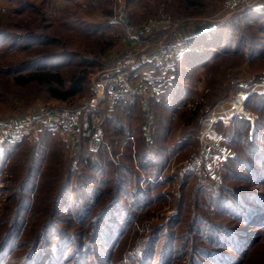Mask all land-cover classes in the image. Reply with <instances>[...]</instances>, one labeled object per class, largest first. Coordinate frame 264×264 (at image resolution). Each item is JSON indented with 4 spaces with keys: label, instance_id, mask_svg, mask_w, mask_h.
Masks as SVG:
<instances>
[{
    "label": "rangeland",
    "instance_id": "rangeland-1",
    "mask_svg": "<svg viewBox=\"0 0 264 264\" xmlns=\"http://www.w3.org/2000/svg\"><path fill=\"white\" fill-rule=\"evenodd\" d=\"M221 2L222 0H0V115H6L0 118L23 116L36 111L82 107L92 99L91 83L97 73L110 65L117 55L131 45H145L148 51L156 49L160 43L175 44L181 48L185 44V38L193 33L196 26L199 30L203 28V31L199 32L201 35L207 34L200 45L208 46L206 45L208 41L212 44L217 40L215 36L218 33L223 37L222 45L213 47L215 55L212 54L213 57L207 58L205 64L197 65L190 70L185 80L190 86L191 93L186 96L183 104L194 107L198 102H203L201 107L203 109L208 105L213 92L218 95L228 92V97L212 108L216 110L219 105H224L233 99L239 81L256 78L254 68L247 60L246 54L251 47H247V44L254 34L258 40L264 42V0H259L253 8L251 7L250 12H245L248 16L240 10L221 17L219 11ZM161 5H164L171 15L172 23L157 25L149 32L142 31L145 21L155 16ZM123 16L130 22L131 27L122 18ZM128 28H133L135 31L130 32ZM183 32L188 33L186 37ZM28 36H36L42 40L46 38L40 36H46L47 42L33 44L34 40L29 39ZM183 37L185 38L181 39ZM45 53L56 54L53 60L47 62V65H50L48 68L62 71L67 81H70L73 75L81 74L82 70L87 69L88 80L84 85L85 89L68 99H61L54 97L44 85L35 82L18 83L15 79L16 73L11 72L12 68ZM146 69L149 73L158 76L161 72L152 63H148ZM168 77L172 78V75ZM116 103L119 102L109 103L105 100L102 102V107L94 103L88 108L93 114L94 121L102 126L105 133L104 143L108 146L105 148L110 151V157L107 158L112 160L113 164L107 166L105 170L108 172V177L114 179L112 186L117 187L120 186L122 179H126V174H130L124 167L131 169V183L138 182L142 189L133 191L143 195L142 201L149 198L150 204L146 205V202H143L146 209L134 213L135 207L131 204V199L125 197L123 202L126 204L116 203L111 212L108 210L109 207L106 208L109 213L107 212L104 218V225L107 224L108 229L105 231V236H97L93 239V233L89 230H96L95 225L83 229L80 222L89 223L91 219L79 221L81 216L76 211L83 202L82 198L76 201V198L70 199L69 194H66L65 198H61L65 208L59 217L50 219L54 199V197L52 199V190H56L60 182L59 176L67 172L72 156H74L73 162L77 161L75 157L78 156V152L75 154V151L81 145L85 154L96 152L97 149H93L90 144L91 135L82 133L85 122L84 125L82 122V128L78 126L72 136L47 129L46 131L56 138L64 160L61 172L54 169L47 172L43 188L40 178L30 183L20 181L27 164L20 156L15 159L18 151H15L17 154L11 157L8 167L5 165L0 167V244H5L2 248L0 246V264H19V262L23 264L27 250L47 219H50L51 223H48L44 240L50 243L55 240L57 242L61 233H67L63 242L65 250L69 247L66 256L73 251L72 256L66 259L70 264H78V258L83 252L89 254V259L86 261L88 264L208 263L206 249H215L206 241L213 229H210V225L206 223L209 218L217 225L224 223L235 226L232 230L241 226L235 225V221L228 219L225 205H218L219 201H217L218 194L227 193L221 192V184L230 182L223 178V167L225 159L234 152L231 142L234 140V132L238 130L235 129L236 118L232 121L233 125L226 126L227 130L224 125L218 127L220 133L226 132L225 141L229 142L221 143L225 158L219 162L215 170L194 173L187 177L186 174L181 173L185 159L201 144L197 134L196 139L191 143L192 146L186 145L179 149L175 155H171L164 166L159 168L154 166V170L160 172L154 175L153 169H141L137 165V154L144 143L142 130L151 133V128L146 123L149 115L147 111L150 108L149 101L142 108L130 109L135 114H142L143 124L141 120L134 118L129 122L124 116L126 110L123 107L126 105ZM224 106L223 109L226 108V105ZM208 108L209 105L205 109ZM203 116L204 113L199 117L200 122ZM114 118L132 125V132L125 136L122 142L111 130V127L114 128ZM254 123L255 121H250L249 124L254 127ZM180 132L181 130L178 129L173 138H178ZM39 138L40 136L23 138L16 142L23 141L28 144ZM139 138L142 141H138ZM150 140L149 135L145 142L149 143ZM170 142L174 141L170 140ZM87 147L90 149H86ZM108 150L106 149V152ZM157 151L165 154L158 148ZM94 152L92 156L101 154ZM79 162L80 159L74 164L81 168ZM138 171L140 175L134 179V174ZM156 176L158 178H155ZM156 181H160L161 184L156 186ZM99 186L101 189L104 188V185ZM33 190H44V192L39 194ZM193 193L201 201H206L202 202L205 205L203 210L198 211L199 209L192 208L187 203V194L192 196ZM132 194L129 191L128 195L133 198ZM23 195L24 199H21ZM40 195L43 197L39 198L35 205L36 198ZM107 197L108 194L101 198L92 196L88 210L91 209L95 215V211L102 207ZM182 197H185V204H182ZM94 203L97 204L93 205ZM21 204L23 211L17 220L15 215L18 214ZM32 204L33 208H31ZM15 220L26 225L22 232L15 233L10 238L9 231L14 226L12 224ZM244 229L247 232L255 230L247 227ZM119 232H123V235L120 236ZM242 233L244 235V232ZM151 244L155 246L157 253L149 261L146 252L152 253ZM261 245L259 251L253 253L254 249H250L247 252L246 260H249L247 264H257V262L264 264V237ZM90 248L91 250L88 251ZM218 251L220 254L216 250L219 254L215 255L217 258L222 254L219 249ZM254 260L256 261L253 262ZM66 262L62 264H67Z\"/></svg>",
    "mask_w": 264,
    "mask_h": 264
},
{
    "label": "trees",
    "instance_id": "trees-1",
    "mask_svg": "<svg viewBox=\"0 0 264 264\" xmlns=\"http://www.w3.org/2000/svg\"><path fill=\"white\" fill-rule=\"evenodd\" d=\"M251 7L253 8V6ZM251 7L243 9L244 15L248 16L245 12H250ZM206 36L207 34L205 33L202 35L197 33L194 36L185 38V44L181 46V48H178L180 52L179 55L169 67L168 72L159 78L157 92L149 99H143L141 94H130L116 101L120 103H116L118 105H126V107H123L124 110H126L124 116L129 119V122L131 118H134L135 120H141L142 124V114H135V112L130 109L135 107L142 108L143 105L149 101L150 108L147 111L149 115L146 118V123L147 126H150L151 133L148 134L145 130H142L144 143L137 154V165L141 169H153V172H155L154 175L160 173L154 170L155 167L159 168L160 166H164L171 158V155H175L176 152L184 146H192L191 143L196 139L195 136L200 133L202 128V124L199 121L200 115L202 113H204V115L207 114L213 107L220 104L222 100L228 97V92L219 95L213 92L211 99L209 98L208 109H205L206 106H208H205V103V107L201 109L203 102H198L194 107H187L185 106L186 104H183L186 96L191 93L190 86L185 80V78H188L190 70L197 65L205 64L207 58L213 57L211 56L212 54L215 55V49H213V47L222 45L223 37L221 33H218L215 36L217 40L212 42V44H209L210 41H208L206 43L208 46L203 47L200 43ZM30 37L31 36H28L29 39L34 40L33 44L47 42L46 36H40L43 38L45 37V40L36 36ZM248 46L251 47L246 54L247 60L251 63L254 68L253 71L257 75L256 78H258L262 75V71L264 70V42L258 40L257 36L254 34L251 36L247 44V47ZM183 47L185 48L183 49ZM201 53L204 54L202 55ZM55 55L54 53H45L38 58L28 60L13 67L11 72L16 73L15 79L20 84L35 82L44 85L54 97L68 99L85 89L84 85L88 80V70H82L81 74L73 75L71 80L67 81L62 71L48 68L50 65H47V62L53 60ZM170 74L172 78L168 77V75L171 76ZM237 89L238 86L236 85L235 91H237ZM246 104L258 114V117L255 120L254 127H251L249 124L251 120L235 119V129L238 130L234 132V140L231 142L234 152L230 157L228 156L225 159V165L223 167V178L225 180L228 179L230 182L221 184V192L227 193H220L217 196V201H219L218 205H225L228 219L230 221H235V225L239 224L241 226L237 227L236 230H232L235 226H228L224 223H219L217 225L216 222L209 218V221L206 223L210 225V229L213 228L214 230L211 229L210 236L208 235L206 241L214 246L218 253L219 249L222 254L217 258L215 256L217 254L215 249H206L208 263L200 262L203 264H247L249 261L246 260L247 252L250 249H254V253L256 250L259 251L262 248L261 241L264 237V90L253 91L247 99ZM182 107L184 108L182 109ZM88 108L89 106H86L83 110L80 127L82 128V122L83 125L85 122L86 125H84V129H82V133L91 135L94 129V119L93 114ZM180 109L182 110L180 111ZM2 116L6 115H0V117ZM149 117L151 118V123ZM113 120L114 128L111 127V130L115 133L117 139H121L122 142V140H125V136L132 132V125L130 123H122L116 118ZM47 129L48 128H44L40 138L32 143L25 144L23 141L16 142L17 140L19 141V139L3 140L0 143V167L4 165L8 167L11 162V157H14L15 154L18 153L15 159L20 156L22 159H25V163L27 164L20 181L30 183V181H37L38 178H40L43 188L44 177L47 172L53 169L61 172L63 167L62 161L64 160V155L57 145L56 138H54L49 131H46ZM178 129L181 130L180 135L178 138L174 139L173 136L176 135ZM246 129L248 130L244 132ZM149 135L151 142L146 143L145 140ZM115 136L114 141L116 140ZM140 140L142 141L141 138L138 139V141ZM170 140L174 142H170ZM227 142L229 141H225L224 144ZM105 147L108 146L106 143H103L96 152L92 151L101 154L92 156V152L85 154L83 152V146H79L77 151H75V154L78 152V156L75 157L77 161L73 162L74 156H72L67 172L59 176L60 182L57 184L56 190H52V199L53 197L54 199L50 219L59 217L60 213L65 208L61 198H65L66 194H69L70 199L76 198V201L82 198L83 202L76 211H78V214L81 216L79 221L91 219L89 223L82 224V222H80L83 229H89L92 224L95 225L96 230H89L93 233L92 239L97 236H105V231L108 229L107 224L104 225L106 214L112 211L116 203L126 204L123 202L125 197L131 199V204L135 207L134 213L144 211V209H146L145 206L151 202L149 198L143 199L142 201L143 195L133 191L142 189L138 182H135V184L131 183L132 170L128 167H124L128 169L130 173L126 174V179H122L120 186H112L114 179L108 177V172L105 169L107 166H111L113 162L107 158V156L110 157V151ZM157 148L162 150L165 154L159 153ZM86 149L90 148L87 147ZM106 149L108 152H106ZM170 149L171 153H169ZM102 150L104 152H101ZM15 151L18 152L15 153ZM165 157L167 158L164 159ZM78 159H80L79 163L82 165L81 168H78V166L74 164L75 162L78 163ZM193 174L194 172H189L185 177L192 176ZM139 175L138 171L137 174H134V179H137ZM155 178H158V176ZM159 182L156 181V186L161 184H159ZM154 184L155 183H153V185ZM99 185H104V188L101 189ZM33 191L39 192V194L44 192V190ZM129 191L133 193V198L131 195H128ZM106 194H108L105 200L106 202L101 208H98L95 211V215H93V211L91 209L88 210L91 197L95 195L101 198ZM42 197V195L39 197L37 196L35 205H37L39 198L42 199ZM197 197L198 196L194 195V193L192 196L187 194L186 201L189 203V206L199 209L198 211H200L205 207L202 202L206 201H201ZM21 199H24V195ZM184 200L185 197H182V204H185ZM143 202H146V205H144ZM95 204L97 203L93 205ZM22 205L23 204L20 205L18 214L15 215V217L17 216V220L23 211ZM133 206L131 208H133ZM31 208H33V204ZM106 208H108L109 212ZM201 213L205 214V212ZM50 219L44 221L41 228H38V234L27 250V255L23 264H62L66 262L68 257L72 256L73 251L66 256V251L69 250V247L65 250L63 241L67 233H61L57 242L55 240L50 243L44 240L48 223H51ZM17 220L13 221L14 223L12 226H14L9 231L10 238L11 235L22 232L26 225V223L21 224L17 222ZM44 226L45 228H42ZM244 227L254 228L255 230L247 232ZM242 232H244V235ZM119 234L122 236L123 232H119ZM3 245L5 244H0L1 248L4 247ZM45 246L47 247L45 248ZM154 247L155 246L151 244L150 249H152V253L146 252L149 261L156 256L157 251ZM226 248L230 251H225ZM90 250L91 248L88 251ZM80 251L81 250H78V252ZM87 253L88 252L82 253L81 257L78 258V264H88L86 261L89 259V254ZM219 254H217V256ZM73 257H75V255H73ZM255 261L256 260L253 262ZM66 263L70 264V262ZM193 264H196V262ZM257 264L260 263L257 262Z\"/></svg>",
    "mask_w": 264,
    "mask_h": 264
},
{
    "label": "built area",
    "instance_id": "built-area-1",
    "mask_svg": "<svg viewBox=\"0 0 264 264\" xmlns=\"http://www.w3.org/2000/svg\"><path fill=\"white\" fill-rule=\"evenodd\" d=\"M259 0H222L220 6L221 17L254 6ZM172 23L171 15L161 5L157 14L148 18L142 26V31H152L157 25ZM161 27V26H160ZM128 30L135 31L133 28ZM135 35V34H134ZM136 36V35H135ZM147 46L134 44L123 53L117 55L113 62L101 69L91 83L92 99L82 107H71L48 111H36L23 116H9L0 118V143L3 140L38 137L44 128L63 132L70 136L76 133L82 121L83 110L94 103L102 107V102L119 101L130 94H141L143 99H149L157 92L159 78L166 74L171 64L179 55L175 44L160 43L152 51ZM148 63L159 69L158 75L149 73ZM238 89L233 99L226 102V108L212 110L201 119L202 128L199 133L200 146L183 162L181 173L204 172L215 170L225 156L221 143L226 139V132H217L220 121L230 124L234 118L256 120L258 114L250 109L246 102L250 94L256 90H264V73L258 78L239 81ZM90 144L98 149L105 141V133L100 124L94 121ZM217 132V133H216Z\"/></svg>",
    "mask_w": 264,
    "mask_h": 264
},
{
    "label": "crops",
    "instance_id": "crops-1",
    "mask_svg": "<svg viewBox=\"0 0 264 264\" xmlns=\"http://www.w3.org/2000/svg\"><path fill=\"white\" fill-rule=\"evenodd\" d=\"M202 29H203V28H202ZM202 29L199 30L198 26H196V28L193 29V33H190L189 36H194V35H196V34L199 33ZM202 31H203V30H202ZM183 33H184V36H185V37H186V35L188 34V33H185V32H183ZM189 36H188V37H189ZM185 37H183V38H181V39H184ZM188 37H186V38H188ZM164 75H165V74H164ZM224 107H225L224 105H219L218 108H216V110H222ZM222 125H224V128L227 130L228 127H226V126L233 125V124H232V121L230 122V124H229V123H228V124H224L223 121H220V122L218 123L217 128H216L217 132H219V131H218V127H219V126H222ZM217 132H216V133H217Z\"/></svg>",
    "mask_w": 264,
    "mask_h": 264
},
{
    "label": "water",
    "instance_id": "water-1",
    "mask_svg": "<svg viewBox=\"0 0 264 264\" xmlns=\"http://www.w3.org/2000/svg\"><path fill=\"white\" fill-rule=\"evenodd\" d=\"M122 18L125 19V20L127 21L128 25H129V27H131V24H130V22L127 20V18H126L125 16H123Z\"/></svg>",
    "mask_w": 264,
    "mask_h": 264
}]
</instances>
